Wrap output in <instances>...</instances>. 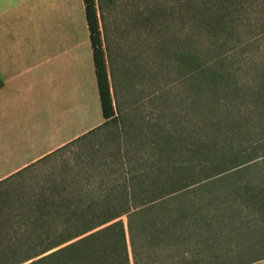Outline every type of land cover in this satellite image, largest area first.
Returning <instances> with one entry per match:
<instances>
[{
	"label": "rangeland",
	"instance_id": "374dc122",
	"mask_svg": "<svg viewBox=\"0 0 264 264\" xmlns=\"http://www.w3.org/2000/svg\"><path fill=\"white\" fill-rule=\"evenodd\" d=\"M178 1L99 0L116 116L0 185V264L119 209L121 161L160 189L117 218L132 264H264V76L250 77L264 69L234 62L237 76L212 81L219 48Z\"/></svg>",
	"mask_w": 264,
	"mask_h": 264
},
{
	"label": "crops",
	"instance_id": "0c3cea01",
	"mask_svg": "<svg viewBox=\"0 0 264 264\" xmlns=\"http://www.w3.org/2000/svg\"><path fill=\"white\" fill-rule=\"evenodd\" d=\"M104 122L82 0H0V180Z\"/></svg>",
	"mask_w": 264,
	"mask_h": 264
},
{
	"label": "trees",
	"instance_id": "16d2710c",
	"mask_svg": "<svg viewBox=\"0 0 264 264\" xmlns=\"http://www.w3.org/2000/svg\"><path fill=\"white\" fill-rule=\"evenodd\" d=\"M82 3L92 52L101 114L106 121H110L114 117L112 116L113 106L104 66V53L101 47L99 0H82ZM252 6L254 11L248 15L246 10ZM178 8V11L183 9V12L186 13L185 15L189 17L186 20V23H190L189 27L193 26L204 31L203 37H207L211 44L219 48L211 60L217 66L215 78L212 81L229 79L234 77V75L237 76V71L240 70V67H233L232 64L234 62H243L247 64L244 67H249L255 71L264 69V62L258 61L253 55V53L260 50L258 40L264 38V0H179ZM173 12H175L174 7L170 6V13ZM239 13L242 15H239ZM251 18L254 19L250 22ZM240 23L246 24L253 29L244 35H240L238 30ZM187 29L189 31L190 28ZM256 29L257 31L253 32ZM231 38H235V41L228 48L222 49L220 45ZM252 46L253 49L251 48ZM263 76L264 73L259 74L256 72L250 77L254 79L255 77L260 78ZM257 94H261L263 96L262 100H264V84L261 90L257 91ZM92 131L94 130H90L72 141L78 140ZM116 151L119 153L118 146ZM202 151L205 153L204 150ZM123 154L127 156L126 148L120 152V159H122ZM162 166V163H160L157 170L160 171ZM26 167L0 180V185ZM119 168L122 172V180L118 185L124 190L123 195H121L123 203L119 209L113 208L114 204H112L108 214L103 218L94 220L91 223L93 224L92 226L71 236L53 240L52 244L44 245L26 254V256L10 261L7 264H107L104 258L107 259L108 264H129L130 255L127 251L124 226L121 220L117 218L123 212L144 204L148 199L156 195L160 189L143 191L138 185V182L143 181V177L137 181V178L131 173L129 164H126L125 161L119 163ZM104 198L110 203L116 202L113 196H105ZM90 212L95 213L93 210ZM90 219L92 220L93 217L90 216ZM98 226L101 227L92 230ZM103 234L108 238L105 241L100 240V235ZM36 256L38 257L30 260ZM132 260L134 262L133 257Z\"/></svg>",
	"mask_w": 264,
	"mask_h": 264
}]
</instances>
